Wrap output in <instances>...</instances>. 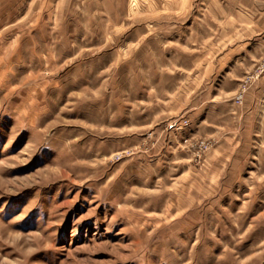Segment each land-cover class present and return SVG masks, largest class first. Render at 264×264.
<instances>
[{"label": "rangeland", "instance_id": "374dc122", "mask_svg": "<svg viewBox=\"0 0 264 264\" xmlns=\"http://www.w3.org/2000/svg\"><path fill=\"white\" fill-rule=\"evenodd\" d=\"M205 6L0 0V264H264L263 59Z\"/></svg>", "mask_w": 264, "mask_h": 264}, {"label": "crops", "instance_id": "0c3cea01", "mask_svg": "<svg viewBox=\"0 0 264 264\" xmlns=\"http://www.w3.org/2000/svg\"><path fill=\"white\" fill-rule=\"evenodd\" d=\"M203 3L207 11H222L219 41L222 47L212 53L214 58H222L219 73H250L264 58V0H203ZM214 30H218L217 25Z\"/></svg>", "mask_w": 264, "mask_h": 264}, {"label": "built area", "instance_id": "2783aa9c", "mask_svg": "<svg viewBox=\"0 0 264 264\" xmlns=\"http://www.w3.org/2000/svg\"><path fill=\"white\" fill-rule=\"evenodd\" d=\"M258 73L264 72V58L262 60V63L260 64L259 68L257 69Z\"/></svg>", "mask_w": 264, "mask_h": 264}]
</instances>
